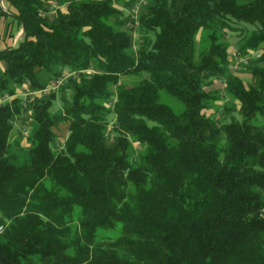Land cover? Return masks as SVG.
<instances>
[{
  "label": "trees",
  "instance_id": "obj_1",
  "mask_svg": "<svg viewBox=\"0 0 264 264\" xmlns=\"http://www.w3.org/2000/svg\"><path fill=\"white\" fill-rule=\"evenodd\" d=\"M1 2L0 264H264V0Z\"/></svg>",
  "mask_w": 264,
  "mask_h": 264
},
{
  "label": "rangeland",
  "instance_id": "obj_2",
  "mask_svg": "<svg viewBox=\"0 0 264 264\" xmlns=\"http://www.w3.org/2000/svg\"><path fill=\"white\" fill-rule=\"evenodd\" d=\"M2 7L4 8V10H6V6L4 1L1 2ZM65 11V9H63ZM22 33V29L17 25L16 22L12 21V19H5L4 17L1 19L0 21V49L2 48H6L7 46H16V44L18 43V39H20V35ZM202 36V34H201ZM200 36V37H201ZM199 37V40H200ZM235 51V49L231 48L230 51ZM233 73H236L242 80L244 83L248 84L252 81V77L251 74L245 72L242 69L238 70V71H233ZM136 79H134L133 77L130 78H124V82L127 85H131L133 82H135ZM62 85V84H61ZM61 85L59 87H56L53 89V87H49L46 90V93L43 94H49L52 92H56L57 93V101L54 103V106L52 108L53 112L55 114L61 113V111L63 110V99H70L72 97L71 92L67 91V92H63L61 91ZM225 85L224 84H220V81L216 82L211 89L212 90H218V95L220 97V99L216 102V104L221 107H229L231 108L233 106V104L231 103V96H229L227 94V91L225 89ZM27 89H28V85L25 84L23 87L18 88L16 91V96H22V97H26L27 96ZM42 93H37L36 96H40L43 95ZM35 96V95H34ZM9 101H12L15 99V97H8L7 98ZM5 102V101H4ZM3 103V102H2ZM1 103V104H2ZM214 111H209L208 114L213 113ZM30 118H31V114H27L24 115V119L23 118H18L17 119V123H16V130L14 132L13 135V140L18 141L20 136V133L23 134L22 136V140H21V146L22 147H29V142L27 137L30 134V127L29 125H27V123H30ZM110 122L111 125L114 124V118H110ZM66 135V134H65ZM65 139L62 138L58 141V144L62 145L64 144ZM101 235L104 237H111V236H117L116 233H112V232H101Z\"/></svg>",
  "mask_w": 264,
  "mask_h": 264
},
{
  "label": "built area",
  "instance_id": "obj_3",
  "mask_svg": "<svg viewBox=\"0 0 264 264\" xmlns=\"http://www.w3.org/2000/svg\"><path fill=\"white\" fill-rule=\"evenodd\" d=\"M145 2V0H142ZM262 55V51L257 50L255 51H250L243 56H240L236 51H233L231 54V59L230 61L232 62L231 69L233 71H238L243 68L244 65H248L253 59L260 58ZM63 83V81H60L57 86L53 85V89L60 86ZM3 231V227H0V232Z\"/></svg>",
  "mask_w": 264,
  "mask_h": 264
},
{
  "label": "water",
  "instance_id": "obj_4",
  "mask_svg": "<svg viewBox=\"0 0 264 264\" xmlns=\"http://www.w3.org/2000/svg\"><path fill=\"white\" fill-rule=\"evenodd\" d=\"M2 1H4V0H2ZM24 34V29H23V31H22V33H21V35H20V37H22V35Z\"/></svg>",
  "mask_w": 264,
  "mask_h": 264
}]
</instances>
